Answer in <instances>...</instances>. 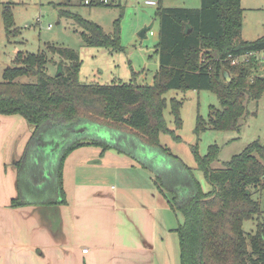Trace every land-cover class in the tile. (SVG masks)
<instances>
[{"label":"trees","instance_id":"1","mask_svg":"<svg viewBox=\"0 0 264 264\" xmlns=\"http://www.w3.org/2000/svg\"><path fill=\"white\" fill-rule=\"evenodd\" d=\"M156 9L160 69L153 85L122 81L84 84L76 51L54 45L48 46V52L61 60L56 75L48 71L53 59L45 52L19 53L14 66L4 71L0 115H20L33 128L15 164L18 195L12 207L66 204V158L84 146L101 147L103 152L115 149L149 170L170 209L183 215L176 229L181 264H264V211L259 198H254L264 191V143H252L219 169L212 168L219 153L217 145L210 146L205 156L194 145V169L160 140L166 134L182 141L176 132L182 127L183 103L171 100L176 130L169 128L164 116L168 104L165 94L170 90H206L217 95L221 108L211 107L207 121L197 118V135L209 129L238 130L249 114L248 103L259 101L264 94V77L256 74L260 64L254 57L264 54V36L254 41L242 39V0H201L199 8H167L161 0ZM12 12L11 4H4L2 15L8 35L19 33L12 30ZM61 14L83 28L88 46L121 49L119 22L108 35L100 25L80 15ZM244 56H248L247 61L233 64ZM21 77L36 81L20 83L17 80ZM83 124L97 125L120 136L115 140L71 134L75 126ZM54 141H58L55 149L49 146ZM146 151L159 152L166 160L156 164L144 155ZM195 171L203 172L211 191L203 190ZM249 221L256 223L252 234L244 230Z\"/></svg>","mask_w":264,"mask_h":264},{"label":"crops","instance_id":"2","mask_svg":"<svg viewBox=\"0 0 264 264\" xmlns=\"http://www.w3.org/2000/svg\"><path fill=\"white\" fill-rule=\"evenodd\" d=\"M32 134L22 116L0 115V264H181L179 218L154 175L115 149L84 146L66 158V204L12 207Z\"/></svg>","mask_w":264,"mask_h":264},{"label":"rangeland","instance_id":"3","mask_svg":"<svg viewBox=\"0 0 264 264\" xmlns=\"http://www.w3.org/2000/svg\"><path fill=\"white\" fill-rule=\"evenodd\" d=\"M4 4H11L15 24L12 30L18 29L19 33L8 35L2 15ZM200 5L201 0H163V6L167 8H199ZM242 7L244 9L242 39L254 41L264 36V0H242ZM61 11L80 15L100 25L108 35L114 33L119 22L121 49L88 46L83 38V34L86 33L83 28L63 16ZM156 12V7L146 6L143 0H118L113 6L94 7L87 6L83 0H0V82H3L4 71L14 66L13 61L19 53H47L48 57L53 59V64L48 65V71L51 75H56L61 60L48 52V46L54 45L76 51L81 61L79 77L84 84L109 85L122 81L137 85H153L154 76L160 69V60L156 52L160 40V20ZM49 26H52L51 30L48 29ZM144 30H147V33L142 37L141 33ZM254 57L260 64L256 74L264 77V54H257ZM247 60L248 58L240 59L241 62ZM17 81L32 83L36 79L21 77ZM165 98L168 104L164 116L172 130H176V124L171 113V100L177 99L183 103L180 111L182 127L176 132L182 141L176 142L171 135L162 134L161 144L191 168H197L192 153L194 145H197L201 156L208 153L210 146L217 145L219 153L212 168L219 169L252 143L256 141L264 143V94L259 101L248 103L249 114L241 120L238 130L209 129L200 132V135H197L195 130L197 118L200 116L207 121L211 107L221 108L217 95L206 90H170L165 94ZM81 126V128L77 126L75 131L72 129L71 134L88 133L102 138L113 137L115 140L120 136L97 125ZM151 155L152 157L146 156L156 164L166 160L159 152H152ZM195 175L205 192L212 190L203 172L195 171ZM167 196L168 199L172 198L169 194ZM254 198H259L264 211V191L259 195L255 194ZM171 217H178L180 223L184 220L178 211L171 212ZM255 229V221L244 224L247 233L252 234ZM174 237L178 246L176 233Z\"/></svg>","mask_w":264,"mask_h":264},{"label":"built area","instance_id":"4","mask_svg":"<svg viewBox=\"0 0 264 264\" xmlns=\"http://www.w3.org/2000/svg\"><path fill=\"white\" fill-rule=\"evenodd\" d=\"M118 0H83V2L88 6V5H92V4H97V3H102L103 5H109L112 4V2H114L113 4L115 5V3H117ZM161 0H143L144 4L146 6L149 7H158L159 3ZM48 29H52V26H49ZM257 55V54H256ZM254 55V56H256ZM242 58H248V56H244ZM241 59V58H240ZM240 59H235L233 64H237L240 63ZM88 250H85L84 253H87Z\"/></svg>","mask_w":264,"mask_h":264},{"label":"water","instance_id":"5","mask_svg":"<svg viewBox=\"0 0 264 264\" xmlns=\"http://www.w3.org/2000/svg\"><path fill=\"white\" fill-rule=\"evenodd\" d=\"M146 33H147V30H144L142 33H141V36L142 37H145L146 36ZM227 78H228V81H230V77L228 74H226Z\"/></svg>","mask_w":264,"mask_h":264}]
</instances>
